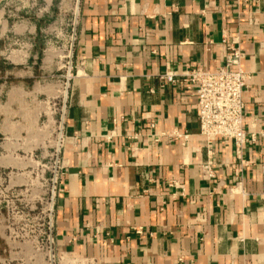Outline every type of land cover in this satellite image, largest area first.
Instances as JSON below:
<instances>
[{"label": "crops", "instance_id": "crops-1", "mask_svg": "<svg viewBox=\"0 0 264 264\" xmlns=\"http://www.w3.org/2000/svg\"><path fill=\"white\" fill-rule=\"evenodd\" d=\"M233 41L254 137L241 160L160 79L216 70ZM63 60L69 77L46 81ZM39 146L55 152L56 264H264V0H0V169Z\"/></svg>", "mask_w": 264, "mask_h": 264}, {"label": "rangeland", "instance_id": "rangeland-1", "mask_svg": "<svg viewBox=\"0 0 264 264\" xmlns=\"http://www.w3.org/2000/svg\"><path fill=\"white\" fill-rule=\"evenodd\" d=\"M72 22L71 11L68 25L72 26ZM55 43L56 37L52 40V44ZM64 55L67 57L66 53ZM66 62L68 60H63L45 80L57 78L63 81L66 78ZM45 80L42 79L43 82ZM32 83H27L26 87L29 88ZM9 84L14 85L13 82ZM45 125L42 118L38 127L42 129ZM22 137L25 139V135ZM26 154L29 152L20 154L24 160L28 158ZM32 154L36 157V163L27 168L0 169V264H51L49 206L52 205V180H55L54 147L47 150L39 146ZM52 261V264H56L53 254Z\"/></svg>", "mask_w": 264, "mask_h": 264}, {"label": "built area", "instance_id": "built-area-1", "mask_svg": "<svg viewBox=\"0 0 264 264\" xmlns=\"http://www.w3.org/2000/svg\"><path fill=\"white\" fill-rule=\"evenodd\" d=\"M242 60L243 54L233 41L226 47L223 63L216 70L195 67L182 72L168 71L160 78L165 84L183 86L194 97L198 135L208 144L216 140L229 142L238 160H241L245 146L254 142V137L248 136L243 128V96L248 76L241 67ZM172 135L182 144L189 141L188 134L173 132ZM212 165L211 161H207L200 166L204 180L214 178ZM260 196L264 197V170Z\"/></svg>", "mask_w": 264, "mask_h": 264}, {"label": "bare ground", "instance_id": "bare-ground-1", "mask_svg": "<svg viewBox=\"0 0 264 264\" xmlns=\"http://www.w3.org/2000/svg\"><path fill=\"white\" fill-rule=\"evenodd\" d=\"M76 12H77V3H76ZM70 58V57H69ZM69 72V68L67 69V73ZM69 77V75L67 74V78ZM66 78V79H67ZM66 88V87H65ZM57 153H58V149H57ZM57 157V156H56ZM52 195H53V192H52ZM52 202V200H51ZM51 209H52V205L49 206V212L51 213ZM51 240V239H50ZM49 254H50V263L52 264L53 261H52V253H51V250L49 251Z\"/></svg>", "mask_w": 264, "mask_h": 264}]
</instances>
